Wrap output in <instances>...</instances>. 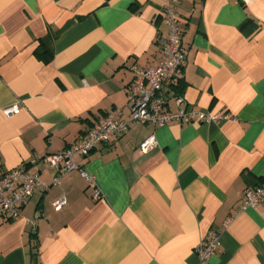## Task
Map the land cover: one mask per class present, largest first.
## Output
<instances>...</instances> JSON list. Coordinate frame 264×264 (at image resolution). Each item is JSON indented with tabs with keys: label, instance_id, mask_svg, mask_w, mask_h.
<instances>
[{
	"label": "crops",
	"instance_id": "0c3cea01",
	"mask_svg": "<svg viewBox=\"0 0 264 264\" xmlns=\"http://www.w3.org/2000/svg\"><path fill=\"white\" fill-rule=\"evenodd\" d=\"M177 2L185 61L165 108L226 119L131 120L126 89L159 58L165 0H0V161L39 181L18 218L0 214V264H264V203L240 208L264 181V0ZM111 110L127 131L74 158L94 184L29 163ZM211 233L220 245L200 260Z\"/></svg>",
	"mask_w": 264,
	"mask_h": 264
},
{
	"label": "built area",
	"instance_id": "2783aa9c",
	"mask_svg": "<svg viewBox=\"0 0 264 264\" xmlns=\"http://www.w3.org/2000/svg\"><path fill=\"white\" fill-rule=\"evenodd\" d=\"M177 0H165L163 18L167 31L159 36V58L156 64L135 70L133 80L126 89L127 106L130 110L132 121L139 123L163 124L169 121L179 122H212L226 119L227 115L211 114L206 110L181 108L177 111H168L165 108L166 98L162 93L166 82L175 79L179 68L185 61V52L182 44L180 20L177 16ZM178 103L183 102L181 95H174ZM16 105L2 109L6 116L17 114ZM129 122L117 118V110L109 111L98 123L93 125L85 135L69 148L54 153L35 154L31 164L43 161L56 168L59 174L71 170H80L85 179L94 184V178L86 173L74 160L76 156L88 155L98 144L108 142L113 137L124 134ZM156 143L154 134L147 136L139 145L142 151H148ZM36 173L30 172L26 167L2 169L0 161V214L8 219H16L21 213L25 202L32 195L38 184ZM53 183L59 184V177L53 178ZM99 192H95V197ZM66 203L64 196L51 202L55 209L61 208ZM264 203V181L261 185L247 188L240 203V208L255 207ZM220 245L218 233H211L201 240L195 247L200 260H207Z\"/></svg>",
	"mask_w": 264,
	"mask_h": 264
},
{
	"label": "trees",
	"instance_id": "16d2710c",
	"mask_svg": "<svg viewBox=\"0 0 264 264\" xmlns=\"http://www.w3.org/2000/svg\"><path fill=\"white\" fill-rule=\"evenodd\" d=\"M37 53H44V54H48V51L46 49H44L43 47L39 46V48L36 51Z\"/></svg>",
	"mask_w": 264,
	"mask_h": 264
}]
</instances>
